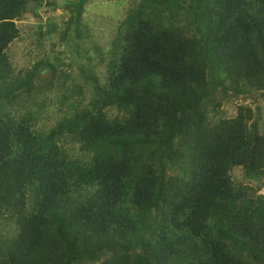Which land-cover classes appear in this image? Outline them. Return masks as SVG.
Masks as SVG:
<instances>
[{"label": "trees", "instance_id": "trees-1", "mask_svg": "<svg viewBox=\"0 0 264 264\" xmlns=\"http://www.w3.org/2000/svg\"><path fill=\"white\" fill-rule=\"evenodd\" d=\"M86 2L46 26L74 60ZM43 4L0 0V264H264V0H132L70 86L57 59L7 56Z\"/></svg>", "mask_w": 264, "mask_h": 264}, {"label": "rangeland", "instance_id": "rangeland-1", "mask_svg": "<svg viewBox=\"0 0 264 264\" xmlns=\"http://www.w3.org/2000/svg\"><path fill=\"white\" fill-rule=\"evenodd\" d=\"M45 3L47 0H42ZM56 4L54 10H50L43 4L42 8L38 10L28 11L23 17L16 22L19 37L13 41L8 50L7 56L10 61L14 73L17 75L25 74L31 67L39 60H53L57 59L58 72L59 69L65 72L64 81L67 86L71 82L81 83L82 77L80 73L90 63L97 62L94 45H98L101 49L109 44L117 22L125 15V11L132 0H87L84 5L83 22L90 25L91 33L94 38L88 39L85 44L78 43L75 48L79 52L78 59H73L71 54L67 52L66 46L60 43L59 32L47 35L46 26L49 22H53L58 31L66 27V21L69 19V13L64 6L74 0H51ZM37 12V15H35ZM42 29L44 31L43 37L38 34ZM85 45V46H84ZM85 49V50H84ZM73 51V48H71ZM104 66L100 65L96 68V72H102ZM50 75L48 71H43L41 74L42 80H46ZM57 82L53 84V90L38 98L44 101L45 109L41 113L36 128L47 129L51 127L59 116L62 115L64 107H60L57 102L60 100V95L64 92L58 90ZM87 102L89 94L84 95ZM264 109V104L261 103ZM60 108L62 110H60ZM236 105L232 102L227 103L223 108L224 117H232L235 114ZM231 176L237 184H251L257 185V181L247 179L244 177L239 168L231 172ZM264 184V181H263ZM264 193V187L260 191Z\"/></svg>", "mask_w": 264, "mask_h": 264}]
</instances>
